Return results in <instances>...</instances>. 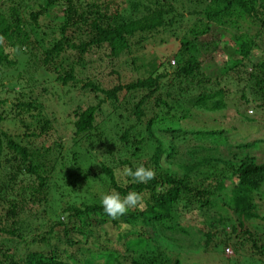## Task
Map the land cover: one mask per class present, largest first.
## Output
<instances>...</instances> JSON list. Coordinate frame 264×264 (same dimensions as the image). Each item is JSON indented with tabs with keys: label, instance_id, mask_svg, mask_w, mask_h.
Listing matches in <instances>:
<instances>
[{
	"label": "trees",
	"instance_id": "16d2710c",
	"mask_svg": "<svg viewBox=\"0 0 264 264\" xmlns=\"http://www.w3.org/2000/svg\"><path fill=\"white\" fill-rule=\"evenodd\" d=\"M89 1L76 6L72 0H45L40 9L28 12L34 23L48 7L64 2L58 37L40 51L38 67L80 94L69 111L68 146L52 136L55 114H43L40 102L13 98L5 110L6 100L0 96V238L13 244L4 247L0 239V264H211L214 255L220 262L217 252L225 254L226 249L264 264V214L256 212L255 199L264 186V130L248 140L264 122L253 126L255 119L239 112L243 105H252L264 114V59L252 63L245 78L250 99L244 92L226 90L221 68L214 76L204 75L198 59L208 51L200 37L220 38L218 29L236 26L240 17L264 26V0H193L199 9L192 12L196 18L172 52L173 65L162 56L133 63L134 77L129 80L96 68L95 52L104 49L109 57L119 58L131 38L139 35L140 40L163 28L169 10L152 0L153 11L145 5V15L125 20L118 8L108 10L109 0ZM0 6L5 10L0 11L2 67L14 64L11 49L22 52L38 44L30 39L20 4ZM128 10L135 12L138 5ZM236 39L238 58L232 68L254 45ZM227 96H238L240 105L228 104ZM226 106L236 108L237 120L248 123L245 134H236V126H230L234 131L222 127ZM203 139L234 150L216 156L197 144ZM100 154L104 160L97 159ZM140 164L154 169L156 178L144 184L124 176L128 182H117L118 165L135 169ZM113 191L122 197L140 193L143 209H129L112 220L103 211L101 197ZM191 209L202 212L207 230L195 229L202 238L191 243L192 249H183L170 232L188 233L190 226L179 221ZM25 214L30 215L26 221L21 218ZM42 215L47 218L45 231L26 238L24 230ZM121 222L128 227L121 230ZM99 225L121 241L123 250L89 246ZM51 239L75 245V251L58 252ZM23 245L29 248L16 259L15 250Z\"/></svg>",
	"mask_w": 264,
	"mask_h": 264
},
{
	"label": "rangeland",
	"instance_id": "374dc122",
	"mask_svg": "<svg viewBox=\"0 0 264 264\" xmlns=\"http://www.w3.org/2000/svg\"><path fill=\"white\" fill-rule=\"evenodd\" d=\"M72 1L76 4V6L84 5L85 3L90 2L89 0ZM151 1L152 0H109L107 3L108 10H114L115 8H118L121 16L125 20H128L133 17L137 18L141 14L145 15L147 11H153L154 8ZM158 1L161 3L163 9L169 10L167 15L163 16L165 20L163 25L165 26L161 29H158L154 34H143V36H140V40H138L139 35L131 38L129 40L130 45L127 52L122 54L117 59L109 57L104 49L97 50L92 59V63L94 66H96V68L99 67L104 74L111 70L116 71L120 74L121 80H129L130 78L134 77V73L131 71L134 70V64H138L140 61L147 62V60L153 57L159 58V56H162L164 61L167 60L169 66L173 65L172 60L174 61L175 58L172 56V52L175 51L179 45V38L184 32V29H187L193 24L196 16H194L192 12L198 10L199 6L195 7L192 3L193 0ZM0 2H4L5 5L10 3L20 4L21 16L23 20L28 25H30L26 27V30L29 31L28 33L30 39L33 41L36 40L38 44V46H35L32 50L29 48H22L21 51L24 50L22 52L11 49L9 56L14 59V64L0 67V96L6 100V102L3 104V108L8 110L13 98L20 101L28 100L30 97L34 98L44 107L42 112L43 114H55L56 120L52 124V128H54L53 131L55 132H53L52 136H54V138H61V142H63L65 146H68L70 145L69 137L72 133L71 117L69 116V111L73 108V102H76L80 93L75 87L61 86L57 81H55V75L53 73H48L43 68L38 67L39 59L41 57L40 51H42L44 47L47 48L50 45V42L58 37L57 28L58 24L62 20V9L64 7V2H60L59 4L48 7L47 12L43 15H39L34 23L28 16V12L40 9L41 6L44 5L45 0H0ZM133 3L138 5V10L135 12H130L128 9ZM145 5L150 7L149 10H143V8L145 9ZM0 11L5 13V10L1 6ZM168 18H171L170 24L167 22ZM30 28L32 30H29ZM218 30L221 34L217 36H220V38H216L215 34L214 37L211 34H206L199 38V40L203 39L204 42L208 43L206 47V50L208 51L202 52L198 58L201 62L200 71H202V73L206 76H214L218 74L219 69L221 68L220 73H222V75L220 76V81L226 86V90H229L230 92L233 90L244 92L245 95H247L246 97L250 99L252 96H248V87L244 81H246L245 78L252 70V63L263 61L264 59V37H262L264 33V26L260 25L258 21L251 20L246 17H240L238 22H236V26H223L222 29ZM237 37H240L241 41L251 40L254 42V45L248 51L247 57L243 59L238 64V66L232 68L234 63L233 60L238 58L236 53L240 41L236 39ZM211 39H213L215 46L211 42ZM132 60L134 62H132ZM228 67H230V69ZM91 72L94 73V71ZM239 81L242 82V85ZM243 84L246 86V88H244L242 91L240 88L244 86ZM89 97L91 98V96ZM70 98L73 100L72 102H68ZM240 101L241 100L238 98V96H227V103L234 105V107L237 106V104L239 106ZM234 107H225L227 110H224L225 112L222 119V127L229 128V130L234 131V129H232L230 126H236L238 128L237 131H235L236 134H245V128L247 127L248 123L237 120L235 113L236 108ZM239 112L244 116L254 118L255 120L252 123L253 126L259 122L260 124L264 122V114L255 109L252 105H243L241 108H239ZM18 127L23 130V127ZM2 129L7 130V125L3 124ZM263 130L264 127L260 126L257 132L250 134L248 140H251L252 137H255V135H261ZM236 134L234 135L233 139L237 138ZM234 142L239 141H233V143ZM197 144L200 147L201 145H204V149H208L216 156H226L229 153L228 150H234L228 145H217V143L209 139L197 141ZM222 149L225 150L221 151ZM249 150L252 153H256L258 151L255 148H249ZM102 155L103 154H100V157H97V159L104 160ZM109 159L107 160V163L110 166L112 164L114 165L115 161H110ZM124 169L125 167L119 165L117 166V169H114V176L117 182L121 184L128 182V179L124 177ZM5 171L6 168L3 170V172ZM260 190L261 195L258 194V196L255 198L257 206L256 212H259V214L263 215L264 186H261ZM36 210L39 212L40 208ZM191 210L192 213L188 215L182 214V216H180L181 220L179 221L183 225L190 226L188 233L179 231L173 233L170 232L171 236H174L175 239L179 240L178 243L183 249H188L189 247L192 249L193 244L191 243L196 242L197 237L202 238L201 233L197 235L195 229H200L201 232L207 230V227L203 221L204 216L200 215L202 212H198L196 209ZM39 214L42 213L40 212ZM21 218L26 221L30 218V215L25 214L24 216H21ZM46 219V216L43 215L41 218L32 219L29 227H27L23 232L24 235H26L25 237L28 238L30 235L32 236L33 234L44 232L47 228V224L45 223ZM104 232V226L99 225L98 228H94L93 237H91V239L89 238V241H91L89 246L92 244L94 245L92 248L108 247L115 248L116 250H123L121 241L115 240L111 236L106 235ZM76 238H79V236ZM1 240L4 247L13 245L11 243L12 239L2 238ZM51 242L56 246V250L58 252H62L61 250L64 248L68 251H75V245L69 246L64 241H56L55 239H51ZM28 248V245H23L22 247H19V251L15 250V258H20L21 251H26ZM31 249H33V246H31ZM217 254L221 257L220 262L216 260L217 258L214 255L213 259L216 260V262L212 260L211 264H261L257 260L254 261V259L242 256L241 254L235 253L234 251L231 255H226L221 251H218Z\"/></svg>",
	"mask_w": 264,
	"mask_h": 264
},
{
	"label": "clouds",
	"instance_id": "9594fccd",
	"mask_svg": "<svg viewBox=\"0 0 264 264\" xmlns=\"http://www.w3.org/2000/svg\"><path fill=\"white\" fill-rule=\"evenodd\" d=\"M124 175L126 177H131L134 183H148L156 178V172L150 167H145L140 164L135 169L131 167H126L124 170ZM143 197L140 193L131 191L125 196H121L118 192L106 193L101 197V205L104 213L110 217L112 220L119 219V217L124 216L128 213L129 209H134L139 207L141 210L144 205L142 203ZM128 226L121 222V230L126 229Z\"/></svg>",
	"mask_w": 264,
	"mask_h": 264
},
{
	"label": "built area",
	"instance_id": "2783aa9c",
	"mask_svg": "<svg viewBox=\"0 0 264 264\" xmlns=\"http://www.w3.org/2000/svg\"><path fill=\"white\" fill-rule=\"evenodd\" d=\"M225 254H226V255H229V254H231V252H230L229 250L226 249Z\"/></svg>",
	"mask_w": 264,
	"mask_h": 264
}]
</instances>
